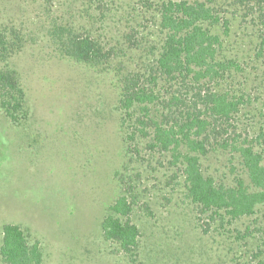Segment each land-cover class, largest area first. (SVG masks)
<instances>
[{
  "label": "trees",
  "instance_id": "trees-1",
  "mask_svg": "<svg viewBox=\"0 0 264 264\" xmlns=\"http://www.w3.org/2000/svg\"><path fill=\"white\" fill-rule=\"evenodd\" d=\"M137 4L142 20H153L157 41H140L143 53L129 61L131 69L122 47H107L83 26L52 21L48 27L61 57L112 73L116 81L125 162L103 238L128 258L136 255L140 228L131 215L139 201L128 163L143 144L172 169L196 228L220 236L227 255L264 264V0ZM23 23L0 20V110L16 126L29 119L27 92L11 64L26 47ZM135 37L124 36L127 48H137ZM0 255L3 264L44 260L41 242L15 223L3 227Z\"/></svg>",
  "mask_w": 264,
  "mask_h": 264
},
{
  "label": "rangeland",
  "instance_id": "rangeland-1",
  "mask_svg": "<svg viewBox=\"0 0 264 264\" xmlns=\"http://www.w3.org/2000/svg\"><path fill=\"white\" fill-rule=\"evenodd\" d=\"M137 1L0 0V20L24 21L26 47L11 64L29 109V119L17 126L0 110V247L4 225L15 223L41 242L42 264H245V254L227 255L220 236L196 228L172 169L143 144L128 163L139 201L131 215L140 228L136 255L128 258L103 238L125 162L116 81L112 73L61 57L48 27L52 21L83 26L107 47H122L131 69L129 61L143 53L140 41H157L154 22L142 20ZM129 32L137 48H127Z\"/></svg>",
  "mask_w": 264,
  "mask_h": 264
}]
</instances>
